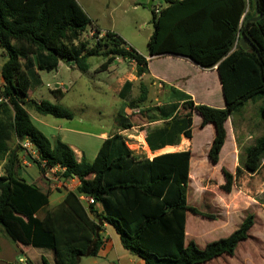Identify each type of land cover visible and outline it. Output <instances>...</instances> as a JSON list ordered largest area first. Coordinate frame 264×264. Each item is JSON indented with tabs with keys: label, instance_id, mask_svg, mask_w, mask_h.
Instances as JSON below:
<instances>
[{
	"label": "trees",
	"instance_id": "1",
	"mask_svg": "<svg viewBox=\"0 0 264 264\" xmlns=\"http://www.w3.org/2000/svg\"><path fill=\"white\" fill-rule=\"evenodd\" d=\"M258 1L263 17L248 25L247 20L257 16L255 0H164L159 13L155 7L151 9L149 56L173 54L204 68L216 65L225 97L223 108L195 104L190 98L181 105L147 107L145 113L170 118L163 127L148 132L149 145L141 136L151 155L155 154L152 150L176 143L181 135L192 138V113L197 112L202 128L208 123L214 126L208 158L218 164L227 138L225 124L233 111L261 95L264 118V0ZM89 26L97 40L92 45L75 44ZM243 27L260 56L253 48L240 45L239 30ZM102 33L77 0H0V48L7 57L2 66L0 108L7 112L12 107L14 111L10 122H0V158L7 156L0 175V228L13 242L54 251L55 264H78L82 257L97 256L103 245L104 224L113 226L122 246L144 264H206L224 255L234 256L238 245L250 237L254 214L247 215L227 237L204 247L195 239L187 240L188 212L216 219L215 214L188 203L191 150L150 159L134 153L127 138L115 133L103 141L95 159L88 161L84 155L78 159L73 148L60 138L52 141L32 121L29 109L73 118L69 108L29 96L31 86L41 82L38 71H55L61 61H74L85 72L89 57L103 56L105 61L99 69L104 71L122 57L136 62L138 75L148 71L147 58L127 46L123 37L111 30ZM132 84L126 81L123 85L120 95L124 100ZM52 92L62 97L60 89ZM148 93V86L141 82L139 95L126 106L143 105ZM117 122L121 129L134 125L124 108ZM12 133L33 145L37 156L31 161L42 173L58 167L63 181L78 179L79 185L66 188L63 200L49 207V192L17 176L19 152L17 147L8 152L7 145ZM263 159L264 133L246 148L243 168L237 167L236 176L242 169L257 172ZM223 173L222 189L231 192L235 176L225 168ZM83 196H93L103 211L85 205ZM42 264L50 263L43 257Z\"/></svg>",
	"mask_w": 264,
	"mask_h": 264
},
{
	"label": "rangeland",
	"instance_id": "2",
	"mask_svg": "<svg viewBox=\"0 0 264 264\" xmlns=\"http://www.w3.org/2000/svg\"><path fill=\"white\" fill-rule=\"evenodd\" d=\"M77 1L88 12L90 17L100 24L101 28L116 30L123 36L127 46L134 47L135 50L144 55L148 54V41L153 32L151 9L156 6L165 5L164 0ZM150 4L152 5L151 8ZM95 39V36L88 29L75 44L89 42L92 45ZM104 60L103 56L89 57V70L86 73L81 72L78 68L72 70L66 66L65 62L59 71L43 72L46 82L63 81L65 98L60 105L69 106L75 115L73 119H63L65 122H68V125L87 131L100 132L102 129L108 131L113 129L114 119L112 112L116 107L118 109L119 103L118 99H115L111 93H104L108 91V84L105 81L109 80L108 74H111L105 71H97ZM119 64L121 68H129L127 62ZM114 78L116 77L111 79ZM39 89L45 95H52L51 89L45 84ZM217 97V103H220L222 93H218ZM261 99H263L261 95L250 99L243 107L233 111L228 122H226V128L230 129V131H235L237 140L238 137L241 138L240 143L238 140L241 147H239L237 156L233 159V161L235 160V164L230 160L226 163L213 164L209 160L208 151L215 129L212 128L213 124L202 129V117L197 112L192 113L194 134L192 145H190L192 146L193 160L188 186V203L198 207L202 211L216 215L217 221L205 217H203V220L201 219L204 222L203 230L206 231V239L213 241L227 237L239 227L247 215H255V224L250 230V237L238 245L235 255H224L206 264H264V159L257 172L250 173L242 169L241 173L236 176L237 167L243 168L242 162L245 157L246 148L254 144L260 137V133L264 130V118L261 115L262 104H259V100ZM51 100L53 99L51 98ZM152 104V102L145 103V107L140 109V111L136 108L135 110L130 109L128 106L124 108L125 114H129L132 122L135 124V128L125 133V137L127 138L129 148L134 150L136 154L151 156L149 152L142 149L143 146L141 142H138L137 138L141 130L146 127L145 124L148 120L145 112L148 110L147 107L152 106ZM84 115H86V119L82 121L81 117ZM233 137L235 138V136ZM79 138H82L84 144H86V157L91 159V153L95 151V139H89L84 136L80 137V135ZM230 142L231 140L227 143V148ZM23 143V141H19L17 144L16 142L14 144L17 146L18 152L23 156H27V162L32 165L28 169L26 165L22 164L23 158L19 162V165H23L19 166V170L28 182H32L33 179L41 176L53 192L65 190L66 188H76L78 181L75 182L74 180L66 183L63 182V186L61 187H57L56 185L52 187L50 185L51 180L43 177V173L39 170L38 166L31 161V157L36 155L33 153L32 145L25 146ZM233 143L236 145V140H233ZM230 154L229 152L228 155ZM90 161H93V159ZM224 168L235 176L231 192H226L222 189V185L225 183ZM58 195V193H55L51 196L53 204L56 203L55 198ZM189 215L190 225L193 228H197L199 224L196 220L200 218L192 213ZM194 216L196 220L192 222V217L194 218ZM198 239L200 241L199 244H203L202 239L199 237Z\"/></svg>",
	"mask_w": 264,
	"mask_h": 264
},
{
	"label": "crops",
	"instance_id": "3",
	"mask_svg": "<svg viewBox=\"0 0 264 264\" xmlns=\"http://www.w3.org/2000/svg\"><path fill=\"white\" fill-rule=\"evenodd\" d=\"M163 6L164 5H161L160 7L162 8ZM86 13L88 14L87 11ZM91 19L101 28L100 24L96 20H94L93 18ZM88 29L91 30V27L89 26ZM101 29L103 30L102 34H104V32L107 30L114 31L115 33L119 34L116 30H113V29H109V28H105V29L101 28ZM142 55L147 58L148 71L144 72L141 75L137 74V64L134 60L124 59L122 57H117L113 61L112 65L107 70H104L105 72L111 73L110 75L108 74L109 80L105 81V83L108 84L107 85L108 91H105L104 93H111L115 99H118V103H119L118 109L116 107L112 112L114 122H113V129H111V131H108L105 129H102L100 132L99 131H87L79 127L68 125L67 124L68 122H65L63 120L65 118H57L52 115H42V114L37 113L34 110L29 109L28 112L30 114L32 121L52 141L56 138H60L62 141L69 144L75 151L78 159H80L83 155L86 157V149H85L86 144H84V141L82 138H79V135L80 137L84 136V137H88L89 139L94 138L95 144H96L94 146L95 151L94 152L92 151L91 159H88L86 157V159L90 161L92 159L93 160L95 159L103 141L106 138H108L109 136L115 133H121L122 135L125 136V133L128 130L135 128V124L132 122L134 124L132 128L121 129L118 126L117 115L122 108L126 107L127 105L126 102L128 100L132 98H136L139 95V87H140L141 82L146 84L149 89L148 99L145 103L152 102L153 103L152 106H162V105L168 106L174 103L181 105L183 102H185L187 99L190 98L193 100L195 104H206V105L219 107V108L225 107V97L223 94L222 83H221L216 65L212 68H204L187 57L173 55V54L155 55V56H149V54H145V55L142 54ZM6 59L7 57L5 56L2 49L0 48V88H2V86L4 85V78L2 76V66ZM121 62H127L129 68L128 69L121 68L119 64ZM63 63H64L63 61L59 63V67L56 71H59V69L63 67ZM65 63L67 64L66 66L70 67L72 70L77 69L76 63L74 61H68ZM99 68L97 69V71H102ZM87 71H85L84 73H86ZM43 72L44 71H38V75H39L41 82L38 85L31 86V89L29 92L30 98L35 99L39 102L42 100H47L51 103H57V104L62 103V101L65 98L64 96L65 90L63 89V81H55V82L47 81L46 82L45 77L43 76ZM113 77H116V78L111 79ZM126 81H130L133 84H132V89H131L130 94H127V99L124 100L123 98H121L120 92ZM44 84L48 86L49 89H51L50 92L52 93V95H45L43 92L40 91L39 88L43 87ZM59 88H60V91L63 93L62 97L60 98L55 96L52 92L53 90L59 89ZM218 93H222V98H221L222 100H220V103H217L218 101L216 100L218 98L217 97ZM223 97H224V103H223ZM51 98L54 101L51 100ZM145 103L137 107L136 109L140 111V109H143V107H145L144 106ZM259 104L260 105L263 104V99L259 100ZM63 106L71 109L67 105H63ZM129 108L135 110V108H131V107ZM10 109L9 110L7 109V112H5V109H3V107L0 108V122H4V121L10 122L12 120L14 111L12 107ZM74 116L75 115L73 113V118ZM127 116L130 117L129 114H127ZM146 117L148 120L147 123L145 124L146 127H144L141 130L139 136L140 137L144 136L146 142L148 143L147 141L148 132L153 129L163 127L165 124V121L170 120V118L169 119H161L160 117L157 118L158 116L155 112L146 113ZM81 119L82 121H84L86 119V115L82 116ZM211 125H212L211 123H208L207 125H205V127L203 128L201 127V128L204 129ZM212 128H214L213 125H212ZM226 130H227V138H226L225 144L220 153L219 164L229 162V160L233 161V159H235V156H237L239 147H241L239 146L241 138L238 137V140H239V143H238V140L235 135V131H232V130L230 131V129L228 130L227 128ZM263 133H264V130L262 133H260L259 136L261 137ZM193 134H194V131H193V124H192V138H186L184 135H181L180 137H178L176 143H168L155 150H152L150 148L155 153L154 155H151V156H147L145 154L143 155L151 159L154 156L167 153V152L191 150ZM233 136H235V138ZM232 138H234L233 140H236V145L235 143H233ZM230 140L231 142L227 148V145H228L227 143H229ZM15 142L17 144L19 142V139L16 137L14 133H12L11 139L7 141V145L9 148L8 152H10V150L17 147L14 144ZM141 145L143 146L142 138H141ZM163 148H170L171 150L165 151V150H162ZM32 149H33V153L36 154V151L33 145H32ZM142 149L145 150V147L143 146ZM132 151L135 153L134 150ZM229 152L231 153L230 155H228ZM191 153H192V150H191ZM228 156L230 157L229 159H228ZM192 157H193V153H192ZM192 157L190 161V172H191V166H192V160H193ZM22 158L24 159V161L22 162L23 165H26L28 169L32 167V165L27 162V159H28L27 156H23L19 153V162L22 160ZM6 160H7V156L0 158V175L2 174L1 171L3 169V165L5 164ZM233 163L235 164V160L233 161ZM23 165H19V166H23ZM19 166L16 167L17 176L20 178H24L23 177L24 175L21 174L19 170L20 168ZM73 180L75 182L78 181V179H73ZM31 183L36 184L44 192H49V199H50L49 207L55 206L57 203L62 201L63 198L65 197L66 189L53 192L51 187L48 186L46 181L42 179L41 176L33 179ZM78 185H79V181L77 182V186ZM55 193H58L59 195L55 198L56 203L53 204L51 202V196H53ZM95 208L98 210V212L103 211V206L100 202H97L95 204ZM190 213L191 212L187 213V224H186L187 240L195 239V241L199 244L200 242L198 239L199 237L203 241V244L200 243L199 245L204 247L210 241L206 239L205 237L206 231L203 230L204 228V225H203L204 222L202 221L203 216L195 215L196 217L200 218L198 220L195 219V216L194 218L192 217V222H195L196 220L197 223L199 224L197 228H193V226L190 225V215H189ZM214 221H217V220L215 219ZM211 232L214 233L213 231ZM101 234L103 238V245L98 255L82 257L78 264H144L143 260L134 256L130 251L126 250L122 246L120 237L113 226H111L110 224H104ZM6 237L8 236L6 235L4 230L0 228V264H15L17 260H19V258L21 257L27 258L28 261L33 264H42V259L44 257L48 260L50 264H55L54 251L49 250V249H44V248L33 247L27 244L16 243V242H13L10 238H6Z\"/></svg>",
	"mask_w": 264,
	"mask_h": 264
},
{
	"label": "built area",
	"instance_id": "4",
	"mask_svg": "<svg viewBox=\"0 0 264 264\" xmlns=\"http://www.w3.org/2000/svg\"><path fill=\"white\" fill-rule=\"evenodd\" d=\"M160 9H161V7H159V6H156L155 7V11L157 12V13H159L160 12ZM90 32L94 35V30L93 29H91L90 30ZM102 36V34H100V36L99 37H101ZM23 145H25V146H29L31 143L29 142V140L28 139H24L23 140ZM60 170H62V169H60V168H58V167H53V168H49V169H47L44 173H43V176L45 177V178H47V179H50L51 181V183H50V185L52 186V187H54L55 185L57 186V187H61V186H63V182L64 183H66V182H68V181H63L60 177H59V175H58V171H60ZM73 180V179H72ZM82 200H83V202H84V204L85 205H95L96 203H97V201L95 200V198L93 197V196H83L82 197ZM16 264H29V261H28V259L27 258H25V257H21V258H19V260H17V262H16Z\"/></svg>",
	"mask_w": 264,
	"mask_h": 264
},
{
	"label": "water",
	"instance_id": "5",
	"mask_svg": "<svg viewBox=\"0 0 264 264\" xmlns=\"http://www.w3.org/2000/svg\"><path fill=\"white\" fill-rule=\"evenodd\" d=\"M149 6H150V8L152 7L151 4ZM255 10H256L257 16L249 18L246 22V25H248L251 21H257L263 17V14L261 13L260 8H259V1L258 0H255ZM239 43L244 49H248L249 47L253 48L255 50V52L257 53V55L260 56L258 49L251 42V40L248 38L244 27L239 30ZM23 139H24L23 136L19 137L20 142L23 141Z\"/></svg>",
	"mask_w": 264,
	"mask_h": 264
},
{
	"label": "bare ground",
	"instance_id": "6",
	"mask_svg": "<svg viewBox=\"0 0 264 264\" xmlns=\"http://www.w3.org/2000/svg\"><path fill=\"white\" fill-rule=\"evenodd\" d=\"M139 136V135H138ZM136 139V138H135ZM137 140H138V142L140 143L141 142V137L139 136L138 138H137Z\"/></svg>",
	"mask_w": 264,
	"mask_h": 264
}]
</instances>
